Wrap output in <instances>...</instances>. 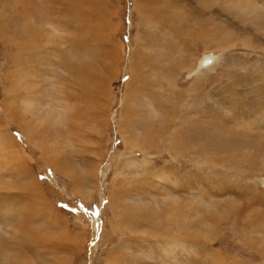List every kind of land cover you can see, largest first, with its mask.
I'll return each instance as SVG.
<instances>
[{"label":"rangeland","instance_id":"obj_1","mask_svg":"<svg viewBox=\"0 0 264 264\" xmlns=\"http://www.w3.org/2000/svg\"><path fill=\"white\" fill-rule=\"evenodd\" d=\"M165 1L177 23L160 30L140 0H81L97 11L70 25L54 1L0 0V201L47 206L0 221V264H264V0ZM22 25L42 51H20L26 101L6 93ZM209 54L217 66L199 70Z\"/></svg>","mask_w":264,"mask_h":264},{"label":"bare ground","instance_id":"obj_2","mask_svg":"<svg viewBox=\"0 0 264 264\" xmlns=\"http://www.w3.org/2000/svg\"><path fill=\"white\" fill-rule=\"evenodd\" d=\"M25 1V0H24ZM27 1V0H26ZM49 1H54V2H56V4H54L52 7H51V11L52 12H54V11H58L57 13H56V16H58V18L59 17H64V18H66V20H67V22L69 23V24H67V22L65 21V23L67 24V25H70V22H72V21H75V22H77V21H79V19H80V21L83 19V17H87V16H90V15H92L93 13H95L96 11H97V9L96 8H94V7H91V6H87V5H84V6H82L81 5V0H49ZM64 1V3H63V5H64V7L62 8L59 4H57V3H60V2H63ZM141 2V6H137V10H138V13H139V15H140V17L145 21V20H147L146 21V28H148V27H150V26H153V27H156V28H158L159 26H161L162 28H164L163 26H164V24H166L167 22H169L170 20H171V17L173 16V13H172V11H173V6H171V3L170 2H168V1H163V0H144V1H142V0H140ZM249 1V0H248ZM144 2V3H143ZM62 4V3H61ZM182 4V3H181ZM249 4V3H248ZM28 5V4H27ZM27 5H25V7H24V9L25 8H27V10H28V6ZM31 5V4H30ZM58 7H57V6ZM62 5V6H63ZM171 6V7H169V6ZM183 5V4H182ZM33 6V5H32ZM175 6V5H174ZM253 7H254V5H252ZM176 7V6H175ZM246 7H248V5L246 4ZM53 8H55V9H53ZM180 8V7H179ZM184 8V7H183ZM249 8V7H248ZM26 10V11H27ZM32 10V9H31ZM178 11H179V9H177ZM185 10V9H184ZM167 11H170V13H168ZM174 12H176V11H174ZM179 12H181V10L179 11ZM178 12V13H179ZM185 12V11H184ZM177 13V12H176ZM186 13V12H185ZM182 14H183V12H182ZM45 15V14H44ZM43 15V16H44ZM177 15V14H176ZM187 15H188V13H187ZM53 16V15H52ZM52 16H51V18H52ZM181 16V15H180ZM45 17V16H44ZM49 17V16H48ZM69 17V18H68ZM179 17V16H178ZM194 17V16H193ZM23 18V17H22ZM46 18V17H45ZM63 18V19H64ZM173 18V17H172ZM181 18H183V15H182V17H180L179 19H181ZM33 19V18H32ZM54 19V18H53ZM199 19V18H198ZM50 20V19H49ZM182 20V19H181ZM181 20H179V21H181ZM54 21H56L55 19H54ZM53 21V22H54ZM143 21V22H144ZM149 21V22H148ZM156 21V22H155ZM171 21H173L172 23H177L176 21H174L173 19L171 20ZM178 21V23L180 24V22ZM44 22H47L46 20L44 21ZM148 22V23H147ZM197 22V21H196ZM31 23H32V20H30L28 23H26V28L28 29V28H31ZM48 23V22H47ZM49 24V23H48ZM109 24H111V26H113V24L110 22ZM168 24V23H167ZM176 25V24H175ZM50 26H51V24H50ZM59 26V25H58ZM76 25L74 24L73 25V27H75ZM100 26V23H93V27H91V24H89L88 25V28H91V29H93V30H97L98 29V27ZM52 27V26H51ZM160 27V28H161ZM171 27H173V25L171 26ZM26 28H25V26L23 27V25H22V32H24V42H22V43H18L17 42V39H16V41L14 42V45H15V47H16V50H15V53H12L10 56H11V58H12V68L9 70V72L7 73V84H8V87H7V89H6V93H7V95H12V97H14L15 99H17V98H19V96H20V93L21 94H24V98H22V100L24 101H26L27 100V92H28V90H29V88H28V85L26 84V78H25V72L23 73V69L24 68H22L20 65H21V59H22V57H21V55H20V51L22 50L23 52H27V56H26V62L28 63V62H30V61H32V60H30V59H33V60H38V57L39 56H41L40 55V53L42 52L41 50H38L37 48H36V46H37V44H35L36 46H34V41H35V36H36V33L37 32H35V31H32V33L30 34V35H28V34H26L27 33V31H26ZM160 28H158V29H160ZM169 28H170V26H169ZM63 29H65V26H64V28ZM165 29H168V26H167V28H166V26H165ZM164 29V33L167 31V30H165ZM170 29H172V28H170ZM149 30H151V29H149ZM161 30V29H160ZM174 30V29H173ZM177 30V29H176ZM37 31V30H36ZM153 31H151V33H152ZM163 33V32H162ZM173 33V32H172ZM159 34H160V31H159ZM25 35L27 36V37H25ZM66 35V34H65ZM37 37V36H36ZM52 40V39H51ZM72 40L73 39H71V40H69V43H70V45L72 44ZM161 40V39H160ZM60 42H62V41H60ZM55 43V41H53L51 44H54ZM73 43H74V41H73ZM77 43H82L81 41H78L77 40ZM75 44V43H74ZM76 45V44H75ZM138 45V44H137ZM65 46V45H64ZM73 47V46H72ZM49 47H47L46 49H48ZM74 49V48H73ZM44 50V49H43ZM40 52V53H39ZM46 52H47V56H48V51L46 50ZM56 52H54V54H55ZM60 54H61V52H60ZM59 54V55H60ZM57 55V54H56ZM142 55V54H141ZM38 56V57H37ZM45 56V55H44ZM46 56V57H47ZM108 55H107V53L105 52V54H104V56H103V58H106ZM136 58V55H135V53H134V55H133V58ZM44 58V57H43ZM55 58H56V56H55ZM148 58H149V56L148 55H145L144 54V63H147V61H148ZM206 59H208V62L206 63L205 62V60ZM219 56H217V55H206V56H204L201 60H200V63H199V67H198V69L199 70H213L214 69V67H216L217 66V63H218V61H219ZM23 60V59H22ZM25 60V59H24ZM57 60V59H56ZM59 60V59H58ZM136 60V59H135ZM145 60H146V62H145ZM42 62V61H41ZM103 64H102V69H103V71H106L107 72V70L109 69V68H111V67H109L108 68V66H107V64H108V62H105V61H103L102 62ZM86 65H87V63H86ZM85 65V66H86ZM111 65H114V63H111ZM132 66H135V67H137V69H136V71H143V74L145 73V71L147 70V72H151V68H152V65L150 64L149 66H144L143 65V62H139V61H132ZM81 67H83V65L81 66ZM84 68V67H83ZM86 68V67H85ZM145 68H147V69H145ZM78 69H80L81 70V72H83L84 71V69H82V68H77L76 70H74L73 71V73L71 74V76H74L75 77V75L76 76H78V74H79V70ZM72 70V69H71ZM113 70V69H112ZM108 71H110V70H108ZM141 71V72H142ZM87 72V71H86ZM143 75H140V73H138V74H135L133 77H134V80L136 81V79L138 78V77H142ZM74 79L75 78H71V80H69V82L70 83H73V81H74ZM90 81V80H89ZM82 84V83H81ZM135 84V83H134ZM74 85V84H73ZM76 85V84H75ZM84 86H85V84L84 85H82L81 86V88H84ZM72 90H73V88H72ZM72 90H70L69 91V93L71 94H74L75 92L74 91H72ZM82 90H84V89H82ZM97 92V91H96ZM92 94L93 93V91H92V89L90 88V91H88L87 92V96H88V94ZM99 93V92H98ZM63 100H64V98H62ZM61 99V100H62ZM60 100V101H61ZM69 102L71 103V101H68L67 102V107H68V109H69V111H71L73 108H72V106L69 104ZM23 103V102H22ZM30 103H31V101H30ZM65 104V103H64ZM66 105H65V108L67 109V107H66ZM93 106V105H92ZM91 106V107H92ZM29 107V105L28 104H26V102H25V104L23 105V107H22V110L20 111V110H17L16 109V107H10V105H7V107H6V105L5 104H3L2 105V108L5 110V111H7V112H10V114L12 115V113H13V111H14V109L15 110H17L18 112H19V115H17V114H15V113H13L14 115L13 116H15L16 115V119H19L20 118V116H21V114H22V112H24L23 110H27V108ZM94 108V107H93ZM93 110V109H92ZM17 111H15L16 113H17ZM12 116V117H13ZM80 116V115H79ZM159 132H161V131H159ZM1 134H3V132H1ZM160 134V133H159ZM162 136V135H161ZM1 137H2V140H4V141H2V142H4V144L5 145H9L10 144V140L8 141V142H5L6 140H8V138H6L5 136H4V134L3 135H1ZM127 142V141H126ZM20 167V165H19V162L15 159V158H13L12 159V162L10 163V164H5L4 165V168L6 169V168H9V169H16V168H19ZM72 176V175H71ZM164 176V175H163ZM165 176H167L166 178H168V175H165ZM170 180H172V179H170ZM173 182H175V181H173ZM262 184L264 185V179H262ZM20 191H22V190H20ZM17 192V191H16ZM33 192V191H32ZM20 194V193H19ZM19 194H16V193H14L13 195V200L12 201H10L6 196H3V198H2V200L0 201V211L3 213L2 215H0V221H3L4 222V224H6V226H12L13 224H14V222H16V219H20V222L22 223V221H24V219L25 218H27L28 217V215H30L29 213H32V211L34 210V209H36V208H40V209H42V207H47L46 206V203L44 202V201H42V199H40L41 197V195H37L34 199H32L33 201L29 204V196H27V195H25V197H23L24 199L25 198H27V199H25V203H16L15 202V200H17V199H19V198H21V194L19 195ZM33 198V197H32ZM31 200V199H30ZM37 202H36V201ZM34 201L36 202L35 203V207L33 208L32 207V205H33V203H34ZM49 209H51L50 207H48ZM47 208V209H48ZM46 209V210H47ZM35 211V210H34ZM51 212V217L53 218V219H55V220H57V215H55V212H54V210H51L50 211ZM13 214H16V216L14 217L13 216ZM28 219V218H27ZM56 223V222H55ZM52 225V224H51ZM26 227V226H25ZM30 228V227H29ZM32 229H33V227H32ZM30 230V233H28L27 232V235L25 234L26 233V231H24V233H22L21 234V238L20 239H23V245L22 244H17V243H14V249L16 250V251H18L21 255L20 256H26V254H28V253H30V251L28 250V247H31L30 246V240H29V236L31 235V231L33 232V230ZM43 230V229H42ZM23 231V230H22ZM37 232H35L34 231V235L36 234V236L37 237H40L41 236V231H38V229L36 230ZM182 231V230H181ZM190 231V230H189ZM43 232V231H42ZM188 232V231H187ZM11 233V232H10ZM189 234V233H188ZM12 235V234H11ZM43 236V235H42ZM172 236V235H171ZM177 237H179L178 235H177ZM170 238V237H169ZM189 238V237H188ZM172 240V239H171ZM173 240H175V244H173L174 242H172ZM173 240L171 241L172 242V245H171V247H170V251H173V250H175L176 248H180L179 250H181V253L182 252H184V253H186L188 250H189V247H192V249L194 250V249H196V248H193V245L192 244H190V243H188V242H186L184 239H182V238H173ZM14 242V241H13ZM168 243H170V242H168ZM169 245V244H168ZM22 246V247H21ZM195 246V245H194ZM21 247V248H20ZM198 247V246H197ZM3 248V247H2ZM5 248V247H4ZM3 248V249H4ZM168 248H169V246H168ZM6 249V248H5ZM198 249V248H197ZM42 250V249H41ZM169 250V249H168ZM3 251H5V250H3ZM196 251V250H195ZM10 252V251H9ZM18 252H16V253H18ZM180 252V251H179ZM170 253V252H169ZM174 253H176V252H174ZM196 253H197V251H196ZM195 253V254H196ZM14 255H16V254H14ZM186 255V254H185ZM19 256V255H18ZM21 259V258H20ZM23 261V260H22ZM32 263H33V261H32ZM23 264H27V261H24L23 262ZM31 264V263H30Z\"/></svg>","mask_w":264,"mask_h":264},{"label":"water","instance_id":"obj_3","mask_svg":"<svg viewBox=\"0 0 264 264\" xmlns=\"http://www.w3.org/2000/svg\"><path fill=\"white\" fill-rule=\"evenodd\" d=\"M205 62L207 63L208 62V59H206Z\"/></svg>","mask_w":264,"mask_h":264}]
</instances>
